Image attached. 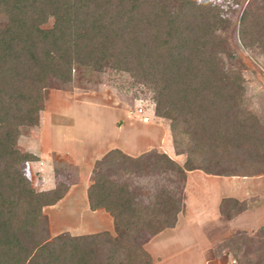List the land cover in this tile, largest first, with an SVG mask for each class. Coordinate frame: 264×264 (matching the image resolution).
I'll return each instance as SVG.
<instances>
[{"label":"trees","instance_id":"16d2710c","mask_svg":"<svg viewBox=\"0 0 264 264\" xmlns=\"http://www.w3.org/2000/svg\"><path fill=\"white\" fill-rule=\"evenodd\" d=\"M224 3L0 0V264H153L145 243L176 225L182 202L168 187L153 205L141 206L128 184L100 171L87 191L89 209L113 217L115 236L51 238L43 208L70 186L58 179L69 176L65 163L54 167L56 187L37 193L25 173L37 158L17 142L24 130L38 131L49 89L69 92L84 68L128 73L151 93L155 117L170 121L173 147L187 156L180 168L164 155L182 183L195 170L264 175V124L243 108L242 71L227 68L222 47H215L216 33L237 24ZM237 22L242 43L264 56V0H250ZM221 211L233 219L245 203L226 200ZM246 243L264 249V227L251 237L235 232L216 254L229 250L237 264H260L241 257Z\"/></svg>","mask_w":264,"mask_h":264},{"label":"crops","instance_id":"0c3cea01","mask_svg":"<svg viewBox=\"0 0 264 264\" xmlns=\"http://www.w3.org/2000/svg\"><path fill=\"white\" fill-rule=\"evenodd\" d=\"M122 110V107L112 109L117 113L114 117L117 132L111 133L108 130L107 132L110 134H107L105 130L94 132L96 134L94 140H97L95 145L92 144V141L88 145L85 138L76 139L81 137L78 135L80 130L71 119L67 121L68 126H70L68 128H64V126L55 128L52 124L50 138L47 136L49 135V133L47 134L49 130L47 119L43 128L41 127V129L39 126L38 131L36 130V139L28 140L27 151L37 158L35 162L30 164L31 168H28L30 173L31 169L41 172L42 185L46 188L43 191H49L56 187L54 167H56L55 161L58 157L64 161L68 175L70 174L69 177H76L69 194L76 189H82L79 202L75 205L80 204V202L84 203L83 206L88 208L90 215H86L85 220L81 221L80 224L67 229V233L71 237L96 235L101 232L113 234V217L102 209L96 212L89 209L87 191L93 182L92 178L95 173L102 171L110 179L117 176L122 177V179L125 178L123 183L120 182L129 184L130 190L133 192L132 184L128 183L126 179L127 176L123 177L125 172L122 168L128 170V167L135 163L136 159H140L144 154L149 153L150 148L154 149L153 151H156L160 156L153 163H159L161 158L174 161L180 168H183L186 163L187 156L176 154L169 126L164 123L163 119L155 118L151 109L146 111L144 109L142 114L138 115L139 125L146 128L144 131L139 127L143 134H134V136L128 134L127 138L119 135L120 132L136 127L131 125L133 122L125 117ZM119 112L120 114H118ZM141 117H146L147 122L141 121ZM120 121L121 124L118 126ZM87 133L85 132V137ZM156 137L158 138L155 139ZM141 141H145L147 148H144L145 145H140ZM125 175L130 174L126 172ZM116 181L118 182V180ZM174 181L172 183H175L176 186H174L175 191L173 192L175 197L181 199V213L177 215V222L174 227L164 229L144 245V249L151 256L153 264H188L187 261H191L189 264H201V261L196 259L187 261H179V259H186L188 255V258H198L206 252L208 259H215L218 257L216 254L217 247L235 232H245L252 235L264 227V175L243 178L208 176L202 171L195 170L185 173L183 183L181 178L178 179V185L177 179ZM177 186L179 187L177 188ZM159 193L161 194V191ZM68 199L67 197L65 200ZM157 199L158 197L146 205H153ZM226 200L237 201L239 204L245 203L244 213L233 219L223 214L221 206ZM226 251L229 250L222 253L224 254ZM172 257H176V259L173 260ZM207 262L208 260H204L203 264H207ZM208 264L211 263L208 262Z\"/></svg>","mask_w":264,"mask_h":264},{"label":"rangeland","instance_id":"374dc122","mask_svg":"<svg viewBox=\"0 0 264 264\" xmlns=\"http://www.w3.org/2000/svg\"><path fill=\"white\" fill-rule=\"evenodd\" d=\"M219 1L225 2L223 8H228L226 16L239 24L237 21L243 6L247 5L250 0ZM51 24L52 23L48 24L46 27H50ZM237 24L236 27L229 32L227 31L223 34L220 32L216 33V36H220V40L216 42L215 47L217 49L222 47L221 55L225 60L227 68H234L242 71L246 80L244 83L245 93L243 95V108L257 116L259 121L264 124V56L261 55V52L256 47L252 49L247 47L245 43H242L237 33ZM240 63L244 66L239 67ZM85 69L86 68H84V70L82 69V72L76 71L74 73L75 81H73L72 90L69 92L65 90L49 89L46 106L40 114L39 123L40 128H43L48 119L49 125L47 128H49V130L47 134L49 133V135L47 136L49 138L51 137L50 127L52 124L55 128H60L62 126L68 128L70 126H68L67 121H70L71 119L75 126L80 130L78 135L81 137L76 139L85 138L88 145L91 141L92 144L95 145L97 140H94V136H96L95 133H97V131L101 132L102 130H105L107 132L108 130L111 133L117 132L116 121L114 118L117 113L112 111V109L116 107H122L125 117H128L129 120L133 122L131 125L136 126L125 132H120L119 135H122V137L126 136L127 138L128 134H132L133 136L134 134H143L140 132L139 127L144 131L146 128L139 125L140 120L138 110L141 108L145 109V111L151 109V112L155 117L154 112L156 111V105L151 93L142 86L137 85L135 80L128 73L115 72L107 68L101 73L94 72V70H89L90 72H88L87 69L86 71ZM118 114H120V112ZM163 120L164 123L169 126L170 121L166 119ZM120 124L121 121L118 126ZM67 131L70 132V130ZM85 132H88L86 137ZM35 134H37V132L34 131V129L33 131L30 129L24 130V133L19 137L17 142L21 151L28 152L26 148L28 147V140L32 141L33 139H36ZM107 134L110 133L107 132ZM157 138L158 137L155 139ZM140 145H145V141H141ZM145 147L147 148V145H145L144 148ZM102 148L103 146L101 149ZM153 150L154 149L150 148L149 153L144 154L140 159H136L134 161L135 163H132L131 166L128 167V170L122 168L125 172L123 177L127 176L126 179L128 180V183L132 184L134 190L133 193L135 194L133 198H135L137 204L141 206H147L146 204L157 198L160 194L159 192L164 187H168L171 191H175L174 186H176V184L172 182L177 179L176 183L178 185V179L181 178L179 173L173 169L168 160L161 158L159 163H153L158 157H160L158 156V153ZM55 162L57 164L64 163V161L61 160V157H58ZM26 169L25 173L31 186H33L37 193H43L42 191L46 188L42 185L43 177L41 176V172L33 171V169H31L32 171L30 173V169L28 167ZM126 172L130 175H125ZM57 173L60 172L57 171ZM69 176L68 178H58L59 182L66 181L70 184L69 187L65 185L67 187L65 196H63L55 205L43 208V214L47 216L49 221L48 225L51 238L58 236L71 237V235L67 233V229L80 224L81 221L85 220L86 215H90L88 208L83 206L84 203L80 202V204L75 205L79 202L78 199L79 196H81L82 189H76V191L69 194V191L71 187L74 186L76 180L75 176ZM54 178L56 181V177ZM112 178L113 179L110 180H114V182H117L116 180H118L119 183L125 181V178L122 179V177L120 178L118 176ZM178 187L179 186H177V188ZM67 197L69 199L66 201L65 199ZM111 235L115 236V232L113 231V234ZM252 235L249 234L248 236L251 237ZM206 254L207 252L204 253L203 256H198V258H188V255L186 259L180 258L179 261L196 259L200 260L201 264H203L204 260H208L211 264H237L229 251H226L224 254L221 253V255H223H220L215 259H208ZM241 257L243 259L250 258L256 263L259 262L260 264H264L263 246L260 244L246 243ZM172 258L173 260L176 259V257ZM170 260L172 261L171 258ZM186 263L189 264L191 261H187Z\"/></svg>","mask_w":264,"mask_h":264},{"label":"built area","instance_id":"2783aa9c","mask_svg":"<svg viewBox=\"0 0 264 264\" xmlns=\"http://www.w3.org/2000/svg\"><path fill=\"white\" fill-rule=\"evenodd\" d=\"M144 109L143 108H141V109H139L138 110V115H140V114H142V111H143ZM147 118L146 117H141V121H143V122H147Z\"/></svg>","mask_w":264,"mask_h":264}]
</instances>
